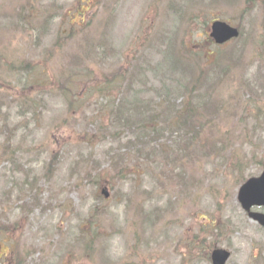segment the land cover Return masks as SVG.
<instances>
[{"label": "rangeland", "instance_id": "374dc122", "mask_svg": "<svg viewBox=\"0 0 264 264\" xmlns=\"http://www.w3.org/2000/svg\"><path fill=\"white\" fill-rule=\"evenodd\" d=\"M2 3L0 264H210L215 247L228 264H263L264 232L237 194L264 160L247 141L264 138L253 108L264 105V0ZM216 19L239 40L216 48ZM167 104L201 116L204 141L227 136L217 149L245 169L193 146L174 180L181 159L149 117Z\"/></svg>", "mask_w": 264, "mask_h": 264}, {"label": "water", "instance_id": "95a60500", "mask_svg": "<svg viewBox=\"0 0 264 264\" xmlns=\"http://www.w3.org/2000/svg\"><path fill=\"white\" fill-rule=\"evenodd\" d=\"M211 37L216 41V43H224L227 42L228 40L232 39V38H236L237 36V32L233 29H231L228 25L216 22V24H213L212 27V33H211ZM258 186V191H256V193H254L252 196H250L248 199V197H245L246 194V189L247 186H245V188L242 189L241 195H240V201L242 202H246V200H250L249 203H252L253 201L256 202L258 197L264 193V182L260 183ZM252 189H254V186L251 187ZM215 261L216 264H224L226 259L228 258V254L226 253H221L218 252L215 254Z\"/></svg>", "mask_w": 264, "mask_h": 264}, {"label": "trees", "instance_id": "16d2710c", "mask_svg": "<svg viewBox=\"0 0 264 264\" xmlns=\"http://www.w3.org/2000/svg\"><path fill=\"white\" fill-rule=\"evenodd\" d=\"M122 111H119V114ZM136 113H138V115H141L140 112V108H136ZM151 120L154 119V116H149ZM197 116H193L189 118V116H183V115H179L176 114L175 116V124L181 126V128L186 127L187 133H186V137L183 138L181 140V146L182 148H188V147H193L196 145L197 142L204 140L203 138V133L200 131V126L197 124L198 121H196ZM151 122V121H150ZM151 124L153 125V123L151 122ZM145 127V126H144ZM5 154H7V152H5ZM184 157H186V155H184Z\"/></svg>", "mask_w": 264, "mask_h": 264}]
</instances>
